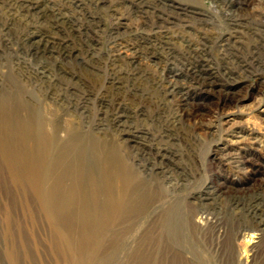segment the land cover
<instances>
[{"label":"rangeland","instance_id":"374dc122","mask_svg":"<svg viewBox=\"0 0 264 264\" xmlns=\"http://www.w3.org/2000/svg\"><path fill=\"white\" fill-rule=\"evenodd\" d=\"M11 76L154 195L71 243L0 146V264H264V0H0Z\"/></svg>","mask_w":264,"mask_h":264},{"label":"bare ground","instance_id":"6f19581e","mask_svg":"<svg viewBox=\"0 0 264 264\" xmlns=\"http://www.w3.org/2000/svg\"><path fill=\"white\" fill-rule=\"evenodd\" d=\"M14 77L0 90V146L12 170L65 221L70 242L97 244L118 221L144 213L154 186L116 138L105 139L60 117L56 106L52 109Z\"/></svg>","mask_w":264,"mask_h":264}]
</instances>
